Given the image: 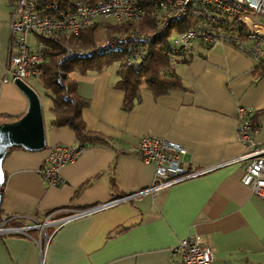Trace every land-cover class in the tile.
<instances>
[{
    "label": "crops",
    "instance_id": "obj_1",
    "mask_svg": "<svg viewBox=\"0 0 264 264\" xmlns=\"http://www.w3.org/2000/svg\"><path fill=\"white\" fill-rule=\"evenodd\" d=\"M10 18V4L0 0V124L18 120L28 109L22 90L5 81L13 50ZM106 29L96 27L95 33L100 30L105 36ZM256 63L233 43L201 47L190 62L176 64L186 89L155 96L143 85L140 99L128 111L122 107L124 91L114 86L118 68L72 72L79 94L90 101L83 110L87 129L107 136L115 147L95 144L83 149L61 168L64 181L56 186L40 171L48 149L77 145V136L68 125L52 124L45 92L46 147H10L2 163V216L16 218L22 223L17 226L49 216L56 220L150 187L155 163L143 161L136 152L143 136L184 146L187 168L211 169L43 232L31 228L0 233V264H171L174 247L185 237L214 248L211 264H264V198L242 182L248 160L234 161L253 150L238 136L240 107L258 112L254 139L264 146V74L255 70Z\"/></svg>",
    "mask_w": 264,
    "mask_h": 264
},
{
    "label": "built area",
    "instance_id": "obj_2",
    "mask_svg": "<svg viewBox=\"0 0 264 264\" xmlns=\"http://www.w3.org/2000/svg\"><path fill=\"white\" fill-rule=\"evenodd\" d=\"M10 6L13 50L6 65L5 81L20 79L29 84L30 79L43 74V66L48 61L44 53V37L57 41L61 34L79 36L89 25L104 28L117 23L138 24L149 17L157 23L155 32L135 28L126 33H115L114 37L105 35L103 39H97L96 45L90 50L72 46L69 42L63 45L67 55L90 54L109 49L118 40H149L155 34L168 36L171 45L186 54H190L195 43L200 41L210 45L233 43L250 54L256 62L264 57V0H101L96 3L71 0L64 7L51 0H16ZM109 18H113L114 22H107ZM233 19L245 24L247 39L240 38L235 32ZM181 21L189 26L179 29L176 24ZM32 33L37 36L35 48L29 44V35ZM172 57L176 60V56ZM139 58L141 52L134 51L127 56L126 61L133 63ZM251 113L252 109L243 106L238 109V136L243 144L253 147V150L234 161L248 160L242 182L255 195L264 198V146L260 147L254 139L258 127H252L249 121ZM81 152L82 149L77 145L51 146L40 169L43 179L50 185L62 184L61 168L75 161ZM136 152L143 161L155 163V178L150 187L116 195L89 208L73 210L56 220H51L49 216L30 225L1 224L0 233L26 232L31 228L43 232L49 226L57 227L70 219L131 201L146 192L154 193L211 169L185 167L182 156L187 152L186 148L164 138L143 136ZM173 253L171 264H211L214 259V248L193 237L180 239Z\"/></svg>",
    "mask_w": 264,
    "mask_h": 264
},
{
    "label": "trees",
    "instance_id": "obj_3",
    "mask_svg": "<svg viewBox=\"0 0 264 264\" xmlns=\"http://www.w3.org/2000/svg\"><path fill=\"white\" fill-rule=\"evenodd\" d=\"M7 1L12 5L16 0ZM51 1L56 2L60 7H64L71 0ZM87 1L96 3L101 0ZM232 23L238 36L242 39H247L248 32L245 24L239 19H233ZM156 25L157 23L154 22L153 18L149 17L138 24L132 22L110 24L105 34L108 37H114L115 33H126L135 28L155 32ZM176 26L179 29H183L189 25L181 21ZM95 30V25H89L77 37L61 34L57 41L44 37L46 43L44 53L47 54L48 61L44 64V72L39 77L46 95L51 101L50 109L54 114L52 124L72 127L77 136V146L82 150L95 144L109 145L114 148L115 144L102 133L87 129L83 110L89 105L90 101L79 94L78 83L72 78V72H100L110 67L114 62H119L117 70L118 80L114 86L124 91L122 107L128 111L140 99L143 85H147L155 96L169 93L174 89H186L187 86L176 69L177 62L181 60L184 63H188L199 48L208 49L212 46L199 41L193 46L192 52L186 54L182 49L173 47L168 36L162 37L153 34L152 39L149 40H118L109 49L91 52L90 54L67 55L66 48L63 45L66 42L83 50H90L95 46ZM134 51H140L141 58L136 62L127 63V56ZM172 56H176V60H173ZM255 70L259 72V75L264 74V57L256 63ZM257 114L258 112L251 113L249 116L252 127L259 126L256 121ZM4 185L5 176L3 181L0 182L1 194H3ZM2 215L3 209L0 204V225L17 226L22 224L12 216L4 217Z\"/></svg>",
    "mask_w": 264,
    "mask_h": 264
},
{
    "label": "water",
    "instance_id": "obj_4",
    "mask_svg": "<svg viewBox=\"0 0 264 264\" xmlns=\"http://www.w3.org/2000/svg\"><path fill=\"white\" fill-rule=\"evenodd\" d=\"M16 85L28 99V109L16 121L0 124V182L4 179L3 160L10 147L22 146L27 150L46 147L43 105L38 93L26 82L17 79ZM0 193V204H1Z\"/></svg>",
    "mask_w": 264,
    "mask_h": 264
},
{
    "label": "rangeland",
    "instance_id": "obj_5",
    "mask_svg": "<svg viewBox=\"0 0 264 264\" xmlns=\"http://www.w3.org/2000/svg\"><path fill=\"white\" fill-rule=\"evenodd\" d=\"M107 22H110V23L114 22V19L113 18H109L107 20ZM99 31H98V33H99ZM98 33L96 34V36H97L96 39H98V40L103 39L104 35H101V34H98ZM29 43H30V46L35 48L36 47V43H37V36L36 37H32L31 36L29 38ZM196 47H198V45H196ZM118 65H119V62L116 61L109 68L110 69H115V68H118ZM30 85H31L32 88L35 89V91H37L40 94H42V96H41L42 102H43L42 104H44L45 117H46L47 115H49V111H48V106L49 105H48V102H47V97L45 95V90H44L41 82L38 79H36V78H33V79L30 80Z\"/></svg>",
    "mask_w": 264,
    "mask_h": 264
}]
</instances>
